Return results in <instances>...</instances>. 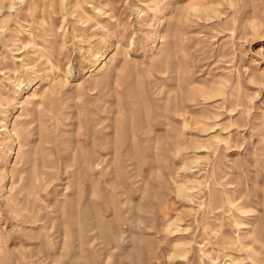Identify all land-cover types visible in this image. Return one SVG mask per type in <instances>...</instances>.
<instances>
[{
  "label": "rangeland",
  "instance_id": "1",
  "mask_svg": "<svg viewBox=\"0 0 264 264\" xmlns=\"http://www.w3.org/2000/svg\"><path fill=\"white\" fill-rule=\"evenodd\" d=\"M0 264H264V0H0Z\"/></svg>",
  "mask_w": 264,
  "mask_h": 264
}]
</instances>
